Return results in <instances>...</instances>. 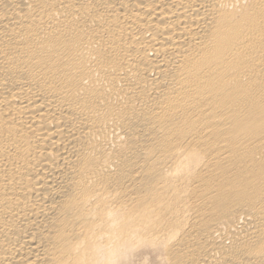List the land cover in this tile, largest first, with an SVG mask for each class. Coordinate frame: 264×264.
<instances>
[{
    "label": "bare ground",
    "instance_id": "bare-ground-1",
    "mask_svg": "<svg viewBox=\"0 0 264 264\" xmlns=\"http://www.w3.org/2000/svg\"><path fill=\"white\" fill-rule=\"evenodd\" d=\"M141 254L264 264V0H0V264Z\"/></svg>",
    "mask_w": 264,
    "mask_h": 264
},
{
    "label": "rangeland",
    "instance_id": "rangeland-1",
    "mask_svg": "<svg viewBox=\"0 0 264 264\" xmlns=\"http://www.w3.org/2000/svg\"><path fill=\"white\" fill-rule=\"evenodd\" d=\"M142 255V256H141ZM135 255L133 259V264H151L152 260H150V255L148 254H141Z\"/></svg>",
    "mask_w": 264,
    "mask_h": 264
}]
</instances>
